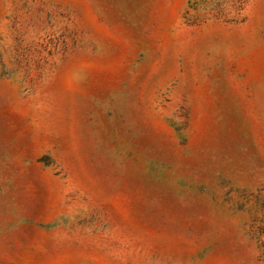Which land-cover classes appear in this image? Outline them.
<instances>
[{
	"label": "rangeland",
	"instance_id": "obj_1",
	"mask_svg": "<svg viewBox=\"0 0 264 264\" xmlns=\"http://www.w3.org/2000/svg\"><path fill=\"white\" fill-rule=\"evenodd\" d=\"M0 264H264V0H0Z\"/></svg>",
	"mask_w": 264,
	"mask_h": 264
}]
</instances>
